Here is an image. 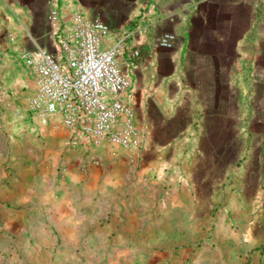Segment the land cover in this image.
<instances>
[{
  "label": "crops",
  "instance_id": "obj_1",
  "mask_svg": "<svg viewBox=\"0 0 264 264\" xmlns=\"http://www.w3.org/2000/svg\"><path fill=\"white\" fill-rule=\"evenodd\" d=\"M55 7L63 21L79 11L101 18L110 29L103 48L124 32L137 35L128 46L139 55L124 71L139 148L73 147L61 123L62 135L48 130L46 136L53 146L65 140L68 170L80 183L101 187L109 178L118 193L126 192L127 199L113 200L116 222H145L152 207L166 224L197 226L209 222L206 209L216 205L217 191L247 183L248 174L261 182L264 0H0V61H20L30 96L34 81L21 56L34 43L52 50L56 26L46 16ZM162 33L174 35L172 48L157 47ZM94 158L109 159L107 169L91 167ZM256 236L230 232L223 239L240 264H256V256L247 257L263 244Z\"/></svg>",
  "mask_w": 264,
  "mask_h": 264
},
{
  "label": "rangeland",
  "instance_id": "obj_2",
  "mask_svg": "<svg viewBox=\"0 0 264 264\" xmlns=\"http://www.w3.org/2000/svg\"><path fill=\"white\" fill-rule=\"evenodd\" d=\"M117 60L131 81L124 71L131 63L127 53ZM10 61H0V264H240L223 237L257 235L264 244V175L257 183L258 176L248 174L247 183L217 191L216 205L206 209L209 222L200 219L197 226L166 224L152 207L145 222H116L113 200L128 195L118 193L109 178L98 187L71 174L65 140L59 147L46 137L48 130L63 134L60 119L44 122L31 113L22 65ZM88 160L94 168L109 165V159ZM126 227L134 232L127 234ZM263 244L247 256H256V264H264Z\"/></svg>",
  "mask_w": 264,
  "mask_h": 264
},
{
  "label": "built area",
  "instance_id": "obj_3",
  "mask_svg": "<svg viewBox=\"0 0 264 264\" xmlns=\"http://www.w3.org/2000/svg\"><path fill=\"white\" fill-rule=\"evenodd\" d=\"M46 20L56 26L52 50L34 43L33 50L21 56L35 86L30 110L41 118H59L73 147L139 148L131 81L117 60L125 53L129 60L138 57V51L128 46L137 37L135 32H124L103 48L110 29L99 17L75 13L63 21L55 7ZM174 40L173 34L162 33L157 47L170 49Z\"/></svg>",
  "mask_w": 264,
  "mask_h": 264
},
{
  "label": "bare ground",
  "instance_id": "obj_4",
  "mask_svg": "<svg viewBox=\"0 0 264 264\" xmlns=\"http://www.w3.org/2000/svg\"><path fill=\"white\" fill-rule=\"evenodd\" d=\"M44 119H45L44 122H47L49 120V118L47 119V121H46V118H44Z\"/></svg>",
  "mask_w": 264,
  "mask_h": 264
}]
</instances>
